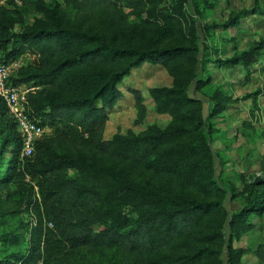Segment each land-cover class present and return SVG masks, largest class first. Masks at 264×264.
<instances>
[{"label":"trees","instance_id":"1","mask_svg":"<svg viewBox=\"0 0 264 264\" xmlns=\"http://www.w3.org/2000/svg\"><path fill=\"white\" fill-rule=\"evenodd\" d=\"M63 1L86 16H111L116 24L115 32L122 33L126 18L116 8L117 1L135 9L157 0ZM184 1L175 2L178 12L161 16L166 25L181 24ZM24 2L0 5V50L5 59L23 54L25 48L35 54L31 68L23 64L12 78L13 82L38 86L28 94V112L50 127V132L52 127L59 130L57 136L79 149L88 146L114 158L145 162L155 172L173 174L175 180L167 184L134 181L119 170L79 153L50 155L54 144L47 136L49 132L36 140L22 168L24 173L36 178L40 195L33 227L37 238L27 252L15 253L7 260L0 258V263L38 264L41 260L43 264H73L69 261L70 250L78 247L114 248L126 258L136 254L143 261L194 232L204 220L206 226L199 236L204 244L166 263L198 264L203 256L215 257L225 245L228 262L241 264L246 247L235 246L233 241L255 228L252 215L264 211V189L258 190L260 177H256L249 183L247 202L237 211L229 214L223 204L228 191L214 177V154L204 131L201 101L187 94L186 86L192 76L178 64L180 59L196 57L195 40L145 47L128 44L103 31L64 22L59 4L49 9L52 24L25 26L16 32L12 30L15 11L21 12ZM189 3L194 9L200 4H210L208 0H189ZM36 8L45 10L48 6L42 3ZM259 9L257 5L243 7L221 25H234L241 15ZM186 18L187 28H195ZM262 45L263 42L251 45L219 61L248 63L260 53ZM145 61L172 67L174 84L152 87L150 93L158 111L186 114L188 124L103 137L107 109L121 95L117 83ZM0 105L5 122L14 130L19 151L22 140L15 122L7 115L1 99ZM66 168H74L75 175L68 176ZM230 195L235 194L231 191ZM210 215L214 218H206ZM225 221L229 226L227 235L223 231Z\"/></svg>","mask_w":264,"mask_h":264},{"label":"rangeland","instance_id":"2","mask_svg":"<svg viewBox=\"0 0 264 264\" xmlns=\"http://www.w3.org/2000/svg\"><path fill=\"white\" fill-rule=\"evenodd\" d=\"M176 1L157 0L135 9L117 1L116 8L125 13L126 28L122 33H116V24L106 14L86 16L82 11L65 5L63 0H25L21 12L15 11L16 22L12 30L18 32L25 26L52 24L49 9L59 4L64 22L103 31L107 36L128 44L145 47L194 39L198 46L196 57L180 59L178 64L188 76H192L186 86L187 94L201 101L204 131L214 154V177L228 191L223 204L230 214L247 202V190L253 179L260 177L258 190L264 189V0H208L210 4H200L197 9L186 0L181 8L184 15L181 24L168 26L161 16L178 12ZM42 3L48 8L37 9L36 6ZM254 5L260 9L241 15L234 25H221L234 12ZM185 18L194 23L195 28H187ZM260 42H263L260 53L248 63L219 61ZM23 54L25 64L30 67L35 54L29 48H25ZM174 81L169 65L145 61L133 67L117 83L121 95L107 109L103 137L187 125L186 114L158 111L150 93L152 87L171 86ZM58 131L52 127L47 135L54 144L50 155L79 153L100 165L119 170L134 181L167 184L175 180L173 174L155 172L145 162L114 158L88 146L79 149L76 144L62 139L61 135L57 136ZM14 135V130L3 118L0 105V258L6 260L15 253L27 252L37 238L33 227L40 200L36 178L22 170L27 156L20 155L21 149L17 151ZM65 172L68 176L76 173L74 168H66ZM183 187L195 191L190 186ZM231 191L234 196L230 195ZM209 217L214 218V215L206 218ZM252 219L256 223L255 228L245 231L233 244L246 247L241 255V264H264V211L252 215ZM205 226L206 221L203 220L194 232L177 239L168 248L148 255L143 261L136 254L126 258L118 250L106 247L73 248L69 261L73 264H167L179 254L202 246L204 243L200 242L199 236ZM223 231L227 235V221ZM38 264L43 263L39 260ZM198 264H230L225 245L215 257L203 256Z\"/></svg>","mask_w":264,"mask_h":264},{"label":"built area","instance_id":"3","mask_svg":"<svg viewBox=\"0 0 264 264\" xmlns=\"http://www.w3.org/2000/svg\"><path fill=\"white\" fill-rule=\"evenodd\" d=\"M22 0H0V5L20 4ZM25 64L24 54L8 59L2 58L0 50V99L4 102L7 115L15 122L22 140L21 156L30 155L37 139L50 132V127L41 124L38 117L27 109L28 94L38 86L29 82H13L12 78Z\"/></svg>","mask_w":264,"mask_h":264},{"label":"crops","instance_id":"4","mask_svg":"<svg viewBox=\"0 0 264 264\" xmlns=\"http://www.w3.org/2000/svg\"><path fill=\"white\" fill-rule=\"evenodd\" d=\"M253 229V228H252Z\"/></svg>","mask_w":264,"mask_h":264}]
</instances>
